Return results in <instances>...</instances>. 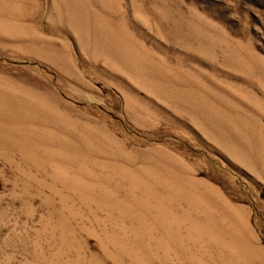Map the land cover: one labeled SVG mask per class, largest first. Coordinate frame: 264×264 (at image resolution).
<instances>
[{
  "label": "rangeland",
  "instance_id": "rangeland-1",
  "mask_svg": "<svg viewBox=\"0 0 264 264\" xmlns=\"http://www.w3.org/2000/svg\"><path fill=\"white\" fill-rule=\"evenodd\" d=\"M0 264H264V0H0Z\"/></svg>",
  "mask_w": 264,
  "mask_h": 264
}]
</instances>
